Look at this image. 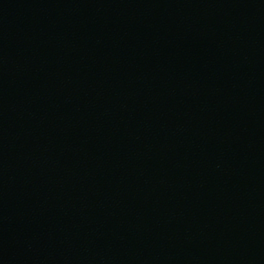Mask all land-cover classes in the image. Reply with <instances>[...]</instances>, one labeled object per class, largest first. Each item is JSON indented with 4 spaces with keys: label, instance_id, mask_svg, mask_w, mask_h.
Masks as SVG:
<instances>
[{
    "label": "water",
    "instance_id": "water-1",
    "mask_svg": "<svg viewBox=\"0 0 264 264\" xmlns=\"http://www.w3.org/2000/svg\"><path fill=\"white\" fill-rule=\"evenodd\" d=\"M0 264H264V0H0Z\"/></svg>",
    "mask_w": 264,
    "mask_h": 264
}]
</instances>
